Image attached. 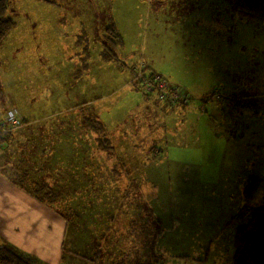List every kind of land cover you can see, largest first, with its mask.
I'll use <instances>...</instances> for the list:
<instances>
[{"label":"rangeland","instance_id":"1","mask_svg":"<svg viewBox=\"0 0 264 264\" xmlns=\"http://www.w3.org/2000/svg\"><path fill=\"white\" fill-rule=\"evenodd\" d=\"M222 7L227 15H242L234 19L232 41L249 56L235 63L241 72L221 75L235 91L224 89L217 99L229 103L233 94L245 93L262 103L264 21L240 26L249 16L236 0ZM195 9L188 0H10L6 15L16 26L0 42V115L16 107L23 118L3 142L5 159L14 157L2 164L28 191L46 180L63 188L54 203L69 213L63 264H129L132 249L152 251L153 259L143 264H232L234 234L253 210L232 217L264 204V179L254 198L243 195L248 175L264 178V108L260 114L244 110L234 125L243 130L240 142L235 130V137L227 130L225 110L211 122L206 113L198 120L188 107H169L168 96L185 102L168 83L157 82L156 98L146 94V84L133 82L132 67L141 58L146 74L160 71L184 88L217 63L198 19L213 8ZM113 23L123 45L116 60H104V71L101 47ZM187 25L188 36L177 34ZM184 67L194 70L191 76ZM204 74V86L188 88L196 98L221 86L216 73ZM83 114L105 124L115 148L100 150L98 132L83 126ZM151 145L160 153L155 147L147 153ZM150 227H159L155 237ZM257 231V224L246 229L249 235ZM74 237L79 249L88 248L87 254L78 250L84 258L71 261L66 253Z\"/></svg>","mask_w":264,"mask_h":264},{"label":"crops","instance_id":"2","mask_svg":"<svg viewBox=\"0 0 264 264\" xmlns=\"http://www.w3.org/2000/svg\"><path fill=\"white\" fill-rule=\"evenodd\" d=\"M188 2L195 3V11L199 10L203 12V8H213L214 13L210 12L206 14L203 12L202 17L198 19L201 20L200 23L203 25L204 29V34H202V36L211 41L212 48L210 51L213 52L212 55H216L218 57V61L216 64H210L204 67V70H202L201 74L202 77L199 82L186 81L185 83L188 84V88L204 86V82L207 78L204 73H210L209 75L212 76L211 73L214 72L216 73L214 80L221 84V90L228 89L229 91H235L233 82L229 80H221V72L225 71L226 69L231 73L241 72L239 67H235L233 61L230 66H227L231 61V56H235L237 58V62L240 61L242 63L243 60L247 62V57L249 54L247 53L246 56L242 57L240 50L236 49V45L232 41L234 40V28H236L234 19H241L242 15L237 11L236 17L234 15L235 13L227 15L219 10L220 8H223L222 6L227 3L228 0H188ZM231 2L234 4V0H231ZM245 18L247 19H245L243 24L240 26L247 24H252L255 26L252 23V19H248L249 17ZM180 32H185L188 36V25L184 27L183 31L179 30L177 34ZM235 36L236 39H239L237 32L235 33ZM263 51L264 50L261 52ZM191 63L193 64V62ZM102 66L103 70L105 71L104 60ZM108 66H110V63ZM183 69L184 71H188V75L190 76L192 75L191 73L196 70L194 66V70L190 67H184ZM210 81H213V77L210 79ZM227 101L228 100L221 102L219 99H217V96H207L205 107L201 109V112L205 110L204 113H206V119L208 122H211V119H216L220 114H222L223 110H225L226 116L228 118L227 130L233 132L232 134L234 137L235 130L236 134L238 135L235 137V139L236 141H240L238 137H240V135L243 133V130L240 126L235 128L234 125L241 123L243 120L242 114H244V111H240L239 108H237L233 103H227ZM169 107L173 109L171 104ZM191 111L195 114L193 110ZM204 113L200 117L196 113V118L198 120L203 119ZM248 177L249 175L247 178ZM263 179L264 178L261 177L260 184L263 182ZM260 186L261 185L258 186L256 191L259 190ZM252 198H254V196ZM62 211L63 208L58 207L57 205H49L44 201L37 200L35 196L27 193L26 190L18 183L13 182L6 176L0 174V242L13 243L22 250L33 253L40 259L42 258L45 262L51 264H63L62 258L65 248L63 243L66 242V235L62 234V229L66 218ZM150 224L151 223L149 222L146 225ZM135 229L137 232H140L139 225L135 226ZM158 231L159 227L153 229L151 228V230L147 232L151 234L152 237H155V234H157ZM63 238H65L64 242ZM70 240L71 249H76L77 251L81 250L79 251L80 253L87 254L88 246L86 243L84 244L85 247L82 246V248L79 249L77 247L78 240L75 237L70 238ZM155 253L158 254L157 250ZM130 256L131 259L128 260H131V262L129 264H143L145 263L143 261L153 259V254L150 250L143 251L132 249ZM80 257L84 258V256H77L76 254L72 253L69 258L71 261H73L75 259H81Z\"/></svg>","mask_w":264,"mask_h":264},{"label":"trees","instance_id":"3","mask_svg":"<svg viewBox=\"0 0 264 264\" xmlns=\"http://www.w3.org/2000/svg\"><path fill=\"white\" fill-rule=\"evenodd\" d=\"M10 0H0V42L2 39L9 34L13 28L16 26V20L10 16L6 15L8 6H9ZM236 6L240 12H243L247 16H249L252 20L257 21H264V0H236ZM258 22H255V26ZM109 30H107V38L103 41V46L101 47V59L112 62V60H116L117 58V47L120 45H123V37L115 24L113 23L110 27H108ZM262 28V27H260ZM240 38V37H239ZM235 41V40H234ZM212 46L210 47V49ZM247 54V53H246ZM246 54H242V57L246 56ZM235 64L237 62V58L234 56H231V61L228 63L227 66H230L231 63ZM142 62V58H141ZM138 60L132 67L134 71L133 81L134 83H139L143 86V84H146L148 89H145L146 94L154 93L155 97L157 98L156 94H159V86H157V82L166 84L168 83V86L170 88H174L176 93L179 94L177 97L178 99H181L185 102L184 105L178 104L177 101H174L173 97L168 96L169 100L171 101L170 104L173 108L177 109L179 107L186 108L193 110L195 113L198 114L200 117L203 113L201 112L200 108L205 107L206 98L207 96H221L223 98V91L221 90V86L218 87L213 93L208 92L206 95L199 96L196 98L193 93H191L188 88L175 86L176 82L172 81L170 82L165 78V76L157 70H151L148 74H146V61L143 60V63ZM145 65V66H144ZM245 70V68H243ZM142 71L143 75L138 74V72ZM228 72L226 69L225 71L221 72V75L223 73ZM235 73V72H234ZM186 82V81H185ZM219 83V82H218ZM221 88V89H220ZM178 91V92H177ZM246 97V100L244 99ZM201 98V101H197ZM252 96H246L245 93L240 94H233V99L230 103H233L237 108H239L240 111L244 110H250L253 112H261V110L264 108V100L262 103L253 101ZM16 107H11L5 112H3L0 115V141L2 140V145H0V165L2 166L1 171H5L8 173L10 180L13 182L18 183L22 188L26 190V184L22 182V179H17L16 176H14L11 173V168H5L3 167L2 163H9L11 162V158L14 157L13 154H9L7 159H5V156L8 151H5L6 149L2 150L3 142H6L10 139L12 135V131L15 129L13 128V125L11 122H9L7 119H5V116L12 110H14ZM81 111H85L84 108H81ZM185 113L186 117H188V111L181 110ZM27 117H25L26 119ZM83 126L85 127H91L94 130L98 132V140L100 146V150L107 151L108 147L115 148L114 143L111 141L110 138L106 136L105 131V124L98 119L94 115H88L83 114ZM25 146V145H24ZM153 147L155 145H151V147L148 148L147 153H150L153 151ZM26 150L28 149V146L24 147ZM158 148V150H157ZM154 152L161 151V147H155ZM20 150V149H19ZM16 151V150H15ZM116 152V151H115ZM3 157V158H2ZM116 158L118 159L119 156L116 154ZM121 158V157H120ZM12 166V165H11ZM118 171V169L116 170ZM261 182V176L258 174H250L247 180L245 181L244 188H243V194L246 198H252L254 196V193L256 192L258 186ZM30 184V183H28ZM30 194L35 196L38 200L46 202V204L53 205L57 200L61 199L63 197L62 187H53L51 184L47 183V180L42 183L40 186L37 182H34L31 184V190L28 191ZM253 210L252 216L249 219L248 223L240 225L235 234H234V252H233V259L232 264H264V204L261 206H258L256 208L251 207H245L242 210H240L234 217H232V221L236 218H244L246 216L245 210ZM75 213V212H73ZM77 213V212H76ZM69 213L64 212V215H68ZM257 224L258 231L255 235H249L246 232V229L248 226ZM64 252H66L64 248ZM76 254L77 256H82L76 249H70L68 253L66 254ZM85 254V253H83ZM82 258V257H80ZM0 264H51L48 262H45L43 259H40L38 256H36L33 253L27 252L19 248L13 243H3L0 242Z\"/></svg>","mask_w":264,"mask_h":264},{"label":"built area","instance_id":"4","mask_svg":"<svg viewBox=\"0 0 264 264\" xmlns=\"http://www.w3.org/2000/svg\"><path fill=\"white\" fill-rule=\"evenodd\" d=\"M163 84L167 85L165 82ZM22 114L19 112L17 108L14 110L10 111L6 116L5 119H7L9 122L12 123L13 128H16L18 123L22 121ZM0 145H2V140L0 141Z\"/></svg>","mask_w":264,"mask_h":264}]
</instances>
